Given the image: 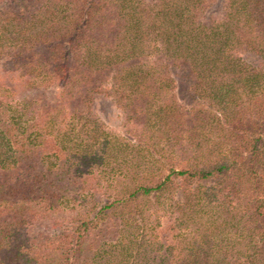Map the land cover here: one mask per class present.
Masks as SVG:
<instances>
[{
	"label": "trees",
	"instance_id": "1",
	"mask_svg": "<svg viewBox=\"0 0 264 264\" xmlns=\"http://www.w3.org/2000/svg\"><path fill=\"white\" fill-rule=\"evenodd\" d=\"M0 264H264V0H0Z\"/></svg>",
	"mask_w": 264,
	"mask_h": 264
},
{
	"label": "rangeland",
	"instance_id": "2",
	"mask_svg": "<svg viewBox=\"0 0 264 264\" xmlns=\"http://www.w3.org/2000/svg\"><path fill=\"white\" fill-rule=\"evenodd\" d=\"M97 108L99 113L106 122H108L111 125L117 122V119L114 115L115 111L113 110V108H111V106L107 101H101Z\"/></svg>",
	"mask_w": 264,
	"mask_h": 264
}]
</instances>
